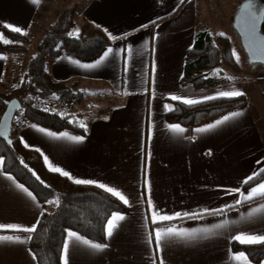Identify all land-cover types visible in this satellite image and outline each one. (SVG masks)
<instances>
[{
    "label": "crops",
    "instance_id": "obj_1",
    "mask_svg": "<svg viewBox=\"0 0 264 264\" xmlns=\"http://www.w3.org/2000/svg\"><path fill=\"white\" fill-rule=\"evenodd\" d=\"M240 1H228L222 13V28L217 29L211 15L201 14L200 0H85L78 4L79 10L76 5L73 7L81 22L74 35L88 22L101 29L112 44L92 59L63 51L51 63L50 75L67 87L88 94L89 97L75 101L74 107L95 97L108 98L112 104H107V109L91 108L74 114L62 107V113L72 115L79 126L86 125V134L55 131L26 122L19 137L28 143L26 148H39L42 158L47 156L53 166L75 178L112 186L126 195L129 204L123 203L126 212L121 214L125 219L111 238L106 237L107 247L96 250L72 242L69 264H160V258L164 264H243L230 259L238 253L233 245L239 244L231 237L241 232L264 234V196L236 204V200L243 199L240 192L228 194L232 189L247 194L259 183L246 188L245 178L264 169V79L257 73L235 77L228 72L226 76L232 78V83L209 90L198 91L182 84L186 57L194 47L197 32L206 30L214 39L220 33L234 35L230 27ZM57 7L61 16L58 0H40L38 4L32 0H0V37L4 29L11 30L5 25L18 26L26 32L22 35L34 42L50 18L48 15ZM128 47L132 48V55L126 62L120 49ZM108 48L114 52L102 64L95 68L81 66L95 63ZM34 54L33 46L24 53L0 52V84L8 78L15 79L19 63L22 66L26 62V74ZM230 90L245 93L242 107L194 129L180 125L185 129L183 133L170 130L169 125L176 123L167 120L169 109L164 106L182 102L171 100V95L205 102L208 100L204 97H218L219 92ZM233 112L241 115L208 132L196 131ZM39 128L56 136L41 133ZM61 133L85 139L76 143L57 138ZM146 178L156 210L169 215H200L152 223ZM18 184L23 185L0 166V225L17 226L0 229V236L19 237V241H0V264H38L30 248L33 232L22 229L36 230L44 211H49L32 191L23 185L35 199ZM169 227L185 229L193 235L165 237L162 251L154 256V230Z\"/></svg>",
    "mask_w": 264,
    "mask_h": 264
},
{
    "label": "trees",
    "instance_id": "obj_2",
    "mask_svg": "<svg viewBox=\"0 0 264 264\" xmlns=\"http://www.w3.org/2000/svg\"><path fill=\"white\" fill-rule=\"evenodd\" d=\"M75 13L74 8L66 10L46 32L30 59L21 86L11 93L0 88V121L6 110V101L17 98L22 104V110L13 122L10 136L12 143L9 145L0 140V158L4 161L2 168L32 191L44 207L50 202L56 203L53 211H44L32 234L30 248L38 264H62V247L67 231H74L94 243L106 244L105 225L111 213L126 212L125 205L103 189L77 185L66 177L50 172L41 154L26 148L19 137L20 129L26 122L55 131L71 130L86 134L72 115L62 113V108L58 107L67 105L66 108L72 111L75 108L73 103L89 97L88 94L55 81L50 75L49 67L63 51L82 59H92L100 55L112 41L101 29L88 22L77 35L71 34L75 26ZM233 19L234 17L232 23ZM262 33L264 34V25ZM2 34L12 42L6 44L0 39V52L24 53L31 46L26 35L8 29H4ZM239 49L245 54L235 33L232 36L220 35L214 39L206 30L197 32L194 47L186 57L182 84L202 91L221 86L224 82L232 83L225 70L235 77L243 76L247 71L250 74L257 73L258 77L264 79V67L249 66L247 57L242 63ZM236 56L239 57V62ZM47 101L56 104L50 105ZM245 103V96L217 98L191 105L177 101L171 103L170 108L173 110H168L166 118L170 122L194 129L242 107ZM18 118L21 120L17 121ZM263 179L264 172H261L245 187L256 185ZM233 250L245 252L254 264L264 261V244H234Z\"/></svg>",
    "mask_w": 264,
    "mask_h": 264
},
{
    "label": "snow or ice",
    "instance_id": "obj_3",
    "mask_svg": "<svg viewBox=\"0 0 264 264\" xmlns=\"http://www.w3.org/2000/svg\"><path fill=\"white\" fill-rule=\"evenodd\" d=\"M33 4H38L40 3V0H32ZM243 9L246 13V15L252 19L253 21V27L255 26V19H256V10L254 7V4L252 3V0H249L248 3L243 5ZM260 14L262 16H264V10H261ZM5 27H10L11 30L13 32L16 33H21V34H26V32H24L20 27H12L9 25H5ZM143 27H147L146 25H142ZM221 36H223V33H220ZM2 38V37H0ZM156 37H154L155 39ZM113 39H115V37H113ZM12 41L4 39V43H11ZM257 48L258 50L264 54V37L261 38V40L257 43ZM114 50L112 48H108L103 54L102 56L93 64H85V65H81L82 67L85 68H95L98 65L102 64L105 60H107L110 56V54H113ZM121 53H125L126 55V62H127V57H131L132 55V48L128 47L126 50L125 49H120ZM233 55L235 56V52L233 51ZM236 60L237 62H239V57L236 56ZM73 63H79L78 61H73ZM261 63H264V61H261ZM153 71H155V65H153ZM208 77H205V79H207ZM228 79H232L231 77H229ZM245 95L244 92L240 91V90H230V91H221L218 93V97L220 98H234V97H241ZM218 97H214V96H207L204 97L205 100H211V99H215ZM171 100L173 101H177V100H181L184 104H195L198 103L200 101H197L195 99H186V98H181L180 96L177 95H171L169 97ZM13 107H18V105L13 104ZM165 108H168L169 110H173L171 109L168 105L164 106ZM241 115L240 112H233L230 114V116H224L222 120H217L214 124H210L204 128H197L196 131L199 133H205L210 131L211 129L216 128L219 125L224 124L226 121H229L232 118L235 117H239ZM7 119L8 117H5V123L4 125H0V136H5L6 134V124H7ZM33 128L36 127V125H32ZM80 127L85 128L86 130V125L81 124ZM169 128L171 131L176 132V133H183L185 131L184 128H182L180 125L175 124V125H169ZM39 132L41 133H45L48 136H56L55 133L53 132H46V130L44 128H39L38 129ZM57 138H65L67 140L76 142V143H80L82 142L85 137L84 136H75V135H69L68 133H61L60 137ZM21 142L24 143L25 147H29L28 143L24 140L23 137H21ZM8 143H12L11 140L8 141ZM37 152L40 151L39 148L36 149ZM43 155V153H41ZM210 154V153H209ZM44 161L45 164L48 165L49 169L52 172L55 173H59L60 175L67 177L68 179L72 180L73 183L77 184V185H95L101 189H103L104 191L110 193L112 196L118 198L122 203H124L125 205L129 204V199L126 197L125 194H123L121 191L115 189L112 186H106L103 183H99L93 180H88V179H81V178H75L73 176H71V174L66 171L63 170L59 167H55L53 166V164L49 161V158L47 156H44ZM4 164V161L2 158H0V166H2ZM261 172H264V169L260 170ZM260 173H253L252 175L248 176L245 178V180L243 181V183L247 184L250 181L256 179V177L259 175ZM33 175H36L33 172ZM8 179H13V177L9 176ZM37 179H39V177L37 176ZM18 188L22 189L24 192L27 193L28 196L32 197L33 199H35V197L32 195L31 192L28 191L27 188H24L23 185H17ZM146 188L148 191V203L150 208H152V223L157 224V223H161L164 221H171L173 219H177V218H181V216H199L200 213H184V214H180V213H175L173 215H169L166 213H162L158 210H156L154 208V206L152 205V200H151V184L150 181L147 180L146 178ZM240 192V195L243 197L242 200L238 199L235 201L236 204H240L243 203L244 201H250L255 199L257 196H264V182H260L259 184H257L254 187H251L248 191L247 194H244L243 192L240 191V189H232L229 190L228 194H234ZM264 207V206H262ZM259 211V210H257ZM252 213H250L251 215ZM125 219V216L119 212H113L111 213L109 219L107 220V223L105 225V234L107 238H111L114 235V231L120 226V222L123 221ZM225 223H227V221H225ZM223 225H217V227H222ZM4 228H8V229H16L17 226L15 225H0V229H4ZM25 232H34L35 231V227H26L22 229ZM206 231V229H205ZM193 235L192 232L185 230V229H175L173 227H169L167 229H163V228H157L154 230V240H155V244H156V249L155 252L153 253L154 256H157L158 253L160 251H162L161 248V244L162 241L164 240L165 237H171V236H177V237H186V236H191ZM19 241V237H12V236H0V241ZM232 241L238 242L241 245H260V244H264V234H256V233H251V232H241L240 234L234 235L233 237H231ZM153 241V236L150 234L149 235V243H152ZM72 242H79L83 245H86L92 249H96V250H103L107 247L106 244H101V243H94L89 239H85L83 236L79 235L78 233L74 232V231H68L67 232V238L63 244L62 247V264H69V249H70V245ZM230 259L233 262H239V261H243V264H250L249 261V257L248 255L241 251L238 253H233L232 256L230 257ZM160 264H164V261L162 258H160Z\"/></svg>",
    "mask_w": 264,
    "mask_h": 264
},
{
    "label": "rangeland",
    "instance_id": "obj_4",
    "mask_svg": "<svg viewBox=\"0 0 264 264\" xmlns=\"http://www.w3.org/2000/svg\"><path fill=\"white\" fill-rule=\"evenodd\" d=\"M58 1H59V5L62 6V14L66 11V8L71 10L75 5H76L75 8H77L79 3L82 5L85 2V0H58ZM228 1H230V0H227V1L226 0H204V1L200 0L201 14L204 13L205 16H210L211 15L212 16L211 22L216 26V29L222 26V13H224V9H226ZM58 9H59V7L55 8V10L48 15V16H50V18L47 19L48 22L46 21L45 24H43V27H42V29L39 32L40 33L39 39L34 40V42L32 40L30 41L31 42V46H33L34 49H36L37 46H38L37 42L40 43L41 40L43 39V37L45 36L46 31H48L46 29H50L59 20V18H60L59 15L61 13H58ZM77 9L79 10L80 8H77ZM77 9H75L76 13H75V16H74L75 26H74V28H72L71 34H75L76 31H78L80 29V27H81L80 26L81 25L80 17L78 15V12H77L78 10ZM237 9H238V4H237L235 10L237 11ZM231 30H232V27H230V31ZM2 38H4L3 34H2ZM239 54L240 55L242 54L241 62L243 63V60L244 61L246 60V56H245L244 53H242L241 49H239ZM22 64H23L22 66H21L20 63L18 65V68L16 70V72H18V73H17V76L15 77V79L8 78V79H6V81L4 83L0 84L1 90H3L4 92H7V93H11L13 90H15V89H17V88H19L21 86V83H22L23 79L25 78V74H23V69L26 66V62H23ZM228 72H230V71L225 70L226 74ZM245 74L248 77L251 76L250 72L246 71ZM222 85H226V83L224 82V83H222ZM47 103L50 104V105L51 104H53V105L56 104L55 102L50 103L48 101H47ZM107 104L108 105L112 104V100H109L108 98H97V97H95L94 99L85 100L84 102H81L79 105H77L74 108V111L72 110V114L77 113V111H81V112L82 111H87V110H90L91 108L92 109H98V108L107 109ZM58 108H62V106H59ZM75 116L77 117L78 115H75ZM20 120H21V118L17 119V121H20ZM55 206H56L55 202L48 203V205H47L48 211L49 212L53 211L55 209Z\"/></svg>",
    "mask_w": 264,
    "mask_h": 264
},
{
    "label": "water",
    "instance_id": "obj_5",
    "mask_svg": "<svg viewBox=\"0 0 264 264\" xmlns=\"http://www.w3.org/2000/svg\"><path fill=\"white\" fill-rule=\"evenodd\" d=\"M249 0H243L234 15L232 30L235 32L239 39L240 45L247 57V64L249 66L260 65L264 67V54H262L258 48L257 43L264 37L262 33V28L264 25V16L260 14L261 10H264V0H252L256 10L255 26L253 27V21L250 19L244 9L243 5L248 3ZM13 104L18 105V107H13ZM6 110L1 118L0 125H4L5 117L7 116L6 124V134L5 136H0V140H4L7 144L11 140V131L13 127V122L16 115L22 110V104L17 98L5 102Z\"/></svg>",
    "mask_w": 264,
    "mask_h": 264
}]
</instances>
